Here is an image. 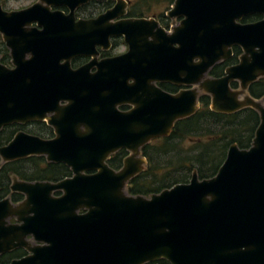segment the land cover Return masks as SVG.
<instances>
[{
	"label": "water",
	"instance_id": "water-1",
	"mask_svg": "<svg viewBox=\"0 0 264 264\" xmlns=\"http://www.w3.org/2000/svg\"><path fill=\"white\" fill-rule=\"evenodd\" d=\"M89 1L0 5V34L12 63H0V129L47 119L56 131L50 139L18 131L0 146L1 161L44 155L73 173L58 181L13 177L11 190L24 199H0V254L18 247L27 254L6 264H264V96L248 93L264 76V0H174L166 15L181 19L170 32L155 18L124 17L126 0L76 20V8ZM56 6L69 12L51 10ZM250 13L262 18L238 21ZM111 36H124L128 49L97 63L108 74L70 68L72 56L94 54ZM233 46L242 50L238 62L211 77ZM163 81L190 87L169 93L153 84ZM138 87L148 96L138 95ZM200 92L214 111L258 112L251 145L232 143L211 177L193 170L188 182L158 193H128V181L147 163L141 147L193 114ZM126 102L134 107L120 111ZM120 148L130 153L114 169L107 159Z\"/></svg>",
	"mask_w": 264,
	"mask_h": 264
},
{
	"label": "trees",
	"instance_id": "trees-1",
	"mask_svg": "<svg viewBox=\"0 0 264 264\" xmlns=\"http://www.w3.org/2000/svg\"><path fill=\"white\" fill-rule=\"evenodd\" d=\"M128 1V15L131 17H163L164 11L174 0ZM0 51L7 62L8 52L1 37ZM240 53L239 47H233L232 57L228 61L215 64L209 74L221 76L225 66L235 63ZM249 93L254 98L264 95V77L250 85ZM199 102L197 111L177 120L169 135L142 147V155L147 159V164L143 171L128 181V193L145 196L158 193L174 184L188 182L193 170L200 179L211 177L223 163L232 143H236L239 148H248L251 145L260 121L255 109L245 107L232 113L217 112L210 108V96L205 93L200 95ZM11 134L12 131L8 127L3 128L0 131V145L6 143ZM125 155L123 149L117 151L109 158V165L119 168ZM70 174L71 171L64 164L47 162L43 156H28L10 162L0 160V198L7 194H10L13 200L21 197L18 193L9 191L13 175L22 180L36 181L57 180ZM20 252L21 250H16L8 258ZM0 261L5 264L9 260L3 261L1 258ZM144 264L170 263L165 259H158Z\"/></svg>",
	"mask_w": 264,
	"mask_h": 264
},
{
	"label": "flooded vegetation",
	"instance_id": "flooded-vegetation-1",
	"mask_svg": "<svg viewBox=\"0 0 264 264\" xmlns=\"http://www.w3.org/2000/svg\"><path fill=\"white\" fill-rule=\"evenodd\" d=\"M0 1H2V0H0ZM116 2V0H102V1H98V0H90L89 2H87V3H85V4H83V5H81V6H79L78 8H76V10H75V12H74V14H75V19L76 20H78V19H89V18H95V17H97L99 14H101V13H104L107 9H109L110 7H112V5L114 4ZM126 2H127V12H126V14L124 15V17H128V18H140V17H131V16H129L128 15V6H129V1L128 0H126ZM174 2V1H173ZM173 4V3H172ZM171 4V5H172ZM0 5L2 6V4L0 3ZM171 5H170V7H171ZM3 7V6H2ZM169 7V8H170ZM168 8V9H169ZM3 9H5V8H3ZM55 9H60V10H62V11H64L65 13H68L69 12V10L65 7V6H56V7H51V10H55ZM168 9H166L165 11H164V13H163V17L162 16H160V17H157V16H142V17H144V18H155L158 22H159V25L166 31V32H170L171 31V29H172V27H174L175 25H177V24H179V22H180V19H181V17L180 18H175V19H173V18H170V17H168L167 15H166V12H167V10ZM5 10H15V9H5ZM262 18V15L260 14V13H250V14H247V15H244V16H242V18L241 19H239L238 21L239 22H241V23H250V22H256V21H258V20H260ZM33 26L35 25V23H33L32 24ZM93 30V29H92ZM91 30V31H92ZM96 31V30H95ZM98 31H99V33H100V31H102L101 29H98ZM104 32V31H103ZM91 35H92V32H91ZM1 37V39H2V36H0ZM150 38V37H149ZM2 41H3V39H2ZM3 43H4V45H5V47H6V49H7V52H8V61L6 62V60H5V56L3 55V53H2V51L4 50V49H1L2 51H0V63H3V64H5V65H7V66H9V67H11L12 66V63H11V56H10V51H9V48L6 46V44H5V42L3 41ZM233 47H235V46H233ZM236 47H239V46H236ZM88 46L87 47H85V49L86 50H88ZM240 48V47H239ZM93 49V51H94V54H86V53H83V54H76V55H74V56H72L71 58H70V68L71 69H74V70H77V69H79V68H81V67H85L86 66V68H85V70L89 73V74H99V73H101V74H104V75H106V74H108V71L106 70V69H103V68H101V67H99L98 65H97V63L99 62L100 63V61H102V60H104V59H106V58H110V57H113V56H117V55H119V54H122V53H124V52H126L127 51V49H128V45H127V43L125 42V40H124V36H111V37H109V39H108V43H106V44H96L95 45V47L94 48H92ZM241 49V48H240ZM242 54V50H241V53L239 54V56ZM232 55H233V48H232ZM232 55L228 58V59H226V60H223V61H220V62H224V61H228L231 57H232ZM31 55H30V53H28L27 54V57L29 58ZM239 56H238V58H237V61L235 62V63H231V64H228V65H226L225 66V68L227 67V66H229V65H233V64H236L237 62H238V60H239ZM4 60V62H2ZM92 60H94V63L93 64H91L90 66H87ZM63 59H61L60 60V63H63ZM219 63V62H218ZM217 64V63H216ZM214 66V65H213ZM212 66V67H213ZM211 67V68H212ZM225 68H224V71H225ZM210 71V70H209ZM224 71H223V74L222 75H224ZM111 72V71H110ZM109 72V73H110ZM211 77H215V76H212L211 74H209ZM221 75V76H222ZM97 76V75H96ZM217 77H220V76H217ZM264 77V76H263ZM260 78H262V77H260ZM259 78V79H260ZM258 79V80H259ZM257 81V80H256ZM256 81H254V82H256ZM133 82V80L132 79H130L129 80V83H132ZM253 82V83H254ZM153 84H155V85H157V86H159L161 89H163L164 91H166V92H169V93H176V92H178L180 89H184V88H188V87H190V86H182V85H176V84H173V83H171V82H166V81H163V82H155V83H153ZM252 84V83H251ZM250 84V85H251ZM250 85H249V87H250ZM231 87L232 88H234V89H236V88H238L239 87V83L237 82V81H233V82H231ZM249 87H248V93H249ZM104 88L106 89V87L104 86ZM137 89H139V92H138V95H141V93L143 94V97H146V96H148V94H149V92H148V90H147V92H141V89L138 87ZM104 90V89H103ZM130 91H132V90H130ZM137 91V90H136ZM134 92V91H133ZM132 93V92H131ZM203 93H205V92H200L199 93V95H198V108H199V106H200V102H199V97H200V95L201 94H203ZM205 94H207V93H205ZM100 95V94H99ZM104 95L105 96H107V91L105 90V92H104ZM208 95V94H207ZM249 95H250V93H249ZM264 96V95H263ZM262 96V97H263ZM262 97H260V98H262ZM260 98H256V99H260ZM61 103V105H63V104H66L67 102L66 101H61L60 102ZM210 103H211V98H210ZM134 107V105L132 104V103H129V102H126V103H123V104H120V105H118L117 106V108L120 110V111H129L131 108H133ZM245 108V107H244ZM103 111V110H102ZM197 111V110H196ZM195 111V112H196ZM194 112V113H195ZM48 115H51V114H48ZM192 115V114H191ZM185 118V117H184ZM175 124V123H174ZM70 125V124H69ZM174 126V125H173ZM5 127H8L11 131H12V134H11V136H10V138L6 141V143H4V144H2V145H5V144H7L14 136H15V134L18 132V131H25V132H27V133H30V134H33V135H36V136H39V137H42V138H45V139H50V138H54L55 136H56V131H55V126L53 125V124H51V123H49L48 121H47V119H44V120H29V121H27V122H25V123H11V124H9V125H6V126H3L1 129H0V131L3 129V128H5ZM68 127H70V126H68ZM80 128L82 129V130H84L85 129V126L82 124V125H80ZM173 128V127H172ZM172 130V129H171ZM171 132V131H170ZM38 133H40V134H38ZM170 134V133H169ZM160 137H164V136H160ZM160 137H156V138H153L150 142H152L153 140H156V139H158V138H160ZM149 142V143H150ZM148 144V143H147ZM2 145H0V146H2ZM146 145V144H145ZM144 146V145H143ZM142 146V147H143ZM142 147H141V153H142ZM124 150L125 152H126V155H125V157L126 156H128L129 155V151L127 150V149H125V148H120V149H118L117 151H119V150ZM116 151V152H117ZM116 152H114V153H116ZM114 153H112L111 155H110V157L114 154ZM31 156H43L44 158H45V160L47 161V162H52V163H61V164H64L66 167H68L69 168V170L71 171V169H70V167L69 166H67L65 163H63V162H53V161H48L47 159H46V157L44 156V155H31ZM109 157V158H110ZM124 157V158H125ZM109 158L107 159V163H108V160H109ZM124 158H123V160H124ZM0 160H1V158H0ZM18 160V159H17ZM123 160H122V164H123ZM2 162V161H1ZM7 162H10V161H7ZM122 164H121V166H122ZM108 165H109V163H108ZM110 166V165H109ZM120 166V167H121ZM111 167V166H110ZM119 167V168H120ZM113 168V167H112ZM119 168H114V169H119ZM91 172H93V171H88V173H91ZM73 175V173H72V171H71V174L70 175H68V176H64V177H62V178H60V179H57V180H36V181H58V180H61V179H64V178H67V177H71ZM13 177H16L17 179H19L16 175H13L12 176V180H11V182H10V184H9V191H10V193H18L21 197L19 198V199H16V200H13L12 199V197H11V195L10 194H7L6 196H4V197H1L0 199H3V198H9L10 200H11V202H13V203H18V202H20V201H22L23 199H24V194H22L21 192H18V191H13V190H11V184H12V182H13ZM19 180H22V179H19ZM26 181V180H25ZM61 194V192L60 191H54L53 192V195H56V196H58V195H60ZM8 222L9 223H11V224H14V223H17V221H16V219L14 218V217H11V218H9L8 219ZM26 239H29V240H31V242L33 243V244H36L37 242L36 241H34V240H32V238H31V236H27L26 237ZM16 250H21V252L20 253H18V254H14V255H12V256H10L9 258H8V256L12 253V252H15ZM27 254V251L24 249V248H22V247H18V248H15V249H13V250H9V251H6V252H4V253H2V254H0V260H1V258H2V260L3 261H5V260H9L8 262H10L12 259H15V258H20V257H22V256H24V255H26ZM7 262V263H8ZM0 263L2 264V263H4V262H1L0 261ZM6 264V263H5Z\"/></svg>",
	"mask_w": 264,
	"mask_h": 264
},
{
	"label": "rangeland",
	"instance_id": "rangeland-1",
	"mask_svg": "<svg viewBox=\"0 0 264 264\" xmlns=\"http://www.w3.org/2000/svg\"><path fill=\"white\" fill-rule=\"evenodd\" d=\"M35 1L36 0H2L0 1V3L5 9H19V8L26 7Z\"/></svg>",
	"mask_w": 264,
	"mask_h": 264
}]
</instances>
